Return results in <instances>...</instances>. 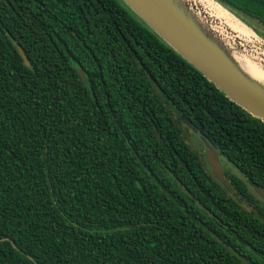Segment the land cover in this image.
<instances>
[{
  "label": "trees",
  "instance_id": "obj_1",
  "mask_svg": "<svg viewBox=\"0 0 264 264\" xmlns=\"http://www.w3.org/2000/svg\"><path fill=\"white\" fill-rule=\"evenodd\" d=\"M215 1L264 38V0ZM248 182L264 124L120 0H0V264H264Z\"/></svg>",
  "mask_w": 264,
  "mask_h": 264
},
{
  "label": "water",
  "instance_id": "obj_2",
  "mask_svg": "<svg viewBox=\"0 0 264 264\" xmlns=\"http://www.w3.org/2000/svg\"><path fill=\"white\" fill-rule=\"evenodd\" d=\"M145 26L155 33L166 45L191 65L230 101L241 107L252 117L264 124V87L242 72L231 55L220 42L209 34L197 20L194 9L185 0H120ZM213 3L220 5L215 0ZM224 8L222 5H220ZM227 10L226 8H224ZM228 11V10H227ZM229 12V11H228ZM231 13V12H229ZM232 14V13H231ZM233 15V14H232ZM234 16V15H233ZM236 17V16H234ZM237 18V17H236ZM238 19V18H237ZM243 23L240 19H238ZM244 24V23H243ZM251 30L264 44V38ZM238 47H243V44ZM15 47L25 65H29L22 49ZM253 60L261 64L262 57L254 50ZM81 80L84 75L79 72ZM183 123L194 133L189 123ZM207 154L205 160L212 169V176L228 192L233 190L223 177L218 152L201 139ZM253 192L264 201V190L248 182ZM9 241V239H5ZM246 264H252L243 260Z\"/></svg>",
  "mask_w": 264,
  "mask_h": 264
},
{
  "label": "bare ground",
  "instance_id": "obj_3",
  "mask_svg": "<svg viewBox=\"0 0 264 264\" xmlns=\"http://www.w3.org/2000/svg\"><path fill=\"white\" fill-rule=\"evenodd\" d=\"M194 9L197 20L231 55L250 79L264 87V44L243 23L211 0H185ZM240 44H243V47ZM254 50L262 57L254 60Z\"/></svg>",
  "mask_w": 264,
  "mask_h": 264
},
{
  "label": "rangeland",
  "instance_id": "obj_4",
  "mask_svg": "<svg viewBox=\"0 0 264 264\" xmlns=\"http://www.w3.org/2000/svg\"><path fill=\"white\" fill-rule=\"evenodd\" d=\"M252 25H255V23L252 22ZM181 129L184 140L191 149L198 151L201 154H205L207 152L206 148L202 145V141L200 140L198 134L193 133V131H191V129L186 127L184 124L181 125ZM223 162L226 165L225 161Z\"/></svg>",
  "mask_w": 264,
  "mask_h": 264
},
{
  "label": "flooded vegetation",
  "instance_id": "obj_5",
  "mask_svg": "<svg viewBox=\"0 0 264 264\" xmlns=\"http://www.w3.org/2000/svg\"><path fill=\"white\" fill-rule=\"evenodd\" d=\"M200 138V137H199ZM200 140H201V138H200ZM199 154V157H200V160L204 163V162H206V160H205V155L207 154V152L205 153V154H201V153H198ZM218 159H219V162H220V164H221V168H222V174H223V177H224V172L225 171H228V169L230 170L231 168L229 167H227L225 164H224V162H223V159H222V157L220 156V155H218ZM206 164H207V162H206ZM205 170L207 171V172H210L211 173V175H212V169L210 168V166L207 164L206 165V167H205ZM224 178H226V177H224ZM252 189V188H251ZM253 191V190H252ZM233 193V192H232ZM254 193V192H253ZM255 194V193H254ZM256 195V194H255ZM256 200H255V202H254V204H253V208H254V211L256 212V214H258V215H264V201L263 200H261L257 195H256Z\"/></svg>",
  "mask_w": 264,
  "mask_h": 264
}]
</instances>
